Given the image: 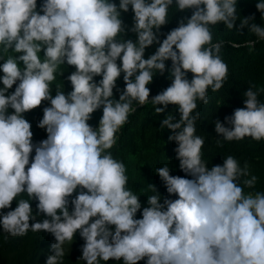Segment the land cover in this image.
I'll use <instances>...</instances> for the list:
<instances>
[{
    "label": "clouds",
    "instance_id": "9594fccd",
    "mask_svg": "<svg viewBox=\"0 0 264 264\" xmlns=\"http://www.w3.org/2000/svg\"><path fill=\"white\" fill-rule=\"evenodd\" d=\"M237 3L40 0L38 5V0H0L2 231L13 238L51 233L46 264H63L65 245L73 244L77 232L84 240L77 261L86 264H264V191H245L255 189L258 177L247 161L241 166L233 155L209 167L205 137L197 135L198 102L208 104L209 90L218 92L229 79L221 54L224 41L214 42L213 27L223 23L233 30L239 20L240 28L256 36L253 46L264 41V26L254 22L255 14L241 16ZM173 5L192 14L181 17L161 41ZM130 6L129 28L122 13ZM256 9L264 19V0H257ZM129 31L135 41L125 39ZM154 44L159 45L156 51L144 58ZM62 65L74 71L65 76ZM165 71L171 84L150 97L148 85ZM58 75L63 83L53 88ZM97 76L102 78L97 81ZM65 81L71 84L67 93ZM262 93L264 87L250 85L242 94L244 107L224 122L215 121L218 147L245 138L264 141ZM45 101L50 106L43 107L37 127L47 138L34 143L25 113ZM149 102L155 114L177 106L179 119L173 122L169 112L160 129L172 130L168 140L177 145L175 159L185 176L171 175L168 165L156 168L168 195L149 183L154 194L143 206L141 195L129 187L125 162L112 149L129 117ZM101 109L93 126L89 121ZM31 201H37L35 212Z\"/></svg>",
    "mask_w": 264,
    "mask_h": 264
},
{
    "label": "trees",
    "instance_id": "16d2710c",
    "mask_svg": "<svg viewBox=\"0 0 264 264\" xmlns=\"http://www.w3.org/2000/svg\"><path fill=\"white\" fill-rule=\"evenodd\" d=\"M118 4L119 0H115ZM40 0H38V5ZM257 0H238L237 7L241 16H250L255 14V23L264 26V19H261V13L256 9ZM192 14L191 10L185 12L176 11L175 5L169 9V23L162 26L160 32V40L166 38V34L173 28L178 26V20L181 17ZM134 13L131 6L127 13H122V19L130 28L133 24ZM251 23V22H250ZM240 21H236L233 30H228L223 23L213 27L214 42L223 40L224 46L221 50L222 58L229 67V79L224 87L218 92L209 90V102L203 104L198 102V111L201 113V119L197 121V135L205 137L204 159L211 167L213 164H223V157L233 155L239 160L241 166L247 161L250 165L252 174L258 177L255 189H245L249 191H264V141L256 142L250 138L243 141L223 142V147H218L216 140L220 136L215 132V121L218 119L224 122L225 116H230L234 109L244 107L245 97L242 95L244 91L252 84L258 88L264 87V41L256 42V36L248 31V27L240 28ZM136 40V34L128 32L125 39ZM238 45V46H233ZM159 45L154 44L147 48L145 57L148 58L153 54ZM43 59V53H40ZM119 62V61H118ZM167 67H171V60H167ZM61 68L67 76L74 68L62 65ZM2 75V73H0ZM102 77H95L98 81ZM192 74L188 73V79L191 80ZM63 83L62 77L57 76V80L53 84ZM171 84L168 78V72L163 75L157 73L153 82L148 85L151 89L150 97L155 96L163 89ZM3 85L0 84V87ZM120 89L124 88L123 73L117 81ZM15 85L9 91H14ZM71 91V84L65 81V92ZM115 98L119 99V92L114 89ZM53 96L55 90H53ZM260 99L264 101V93ZM50 106L48 101L43 102L42 106L30 112L25 113V118L32 124L33 142H39L47 138L44 129L37 127L38 121L43 116V107ZM135 106V105H134ZM163 107L162 105H158ZM177 106L169 105L164 113L155 114L154 106L149 102L145 106H138L137 111L129 117V123L126 124L119 133V141L115 148L112 149L113 155L117 159H122L129 174V187L138 195L143 206H146L147 196L154 193L148 189L149 183L155 184L162 196H167L159 176L154 172L156 168L168 165L171 169V175L185 176V173L179 168V161L175 159L174 148L177 146L174 141H169L168 137L172 134V130L164 128L160 129L161 121L169 112L175 116L173 122L179 119ZM9 111H12L9 109ZM102 116V109L93 114V119L89 121L93 126H97ZM225 126H230L225 124ZM162 152V153H160ZM162 154V155H160ZM26 198V197H25ZM175 199L176 197H171ZM37 201H31L33 211H36ZM16 207V201L12 203V208ZM9 209H5L7 212ZM43 215L37 217L42 220ZM137 218L140 217L138 212ZM31 222V221H30ZM54 242V236L51 233L29 232L23 237H10L2 231L0 227V264H46L47 257L51 255L50 245ZM84 240L76 234V239L72 245H65L66 255L63 264H86L85 261H77L81 256V245ZM104 264V262H101ZM107 264H122V261H108ZM139 264H144L140 261Z\"/></svg>",
    "mask_w": 264,
    "mask_h": 264
},
{
    "label": "rangeland",
    "instance_id": "374dc122",
    "mask_svg": "<svg viewBox=\"0 0 264 264\" xmlns=\"http://www.w3.org/2000/svg\"><path fill=\"white\" fill-rule=\"evenodd\" d=\"M0 63H2V61H0ZM33 155H34V153H33Z\"/></svg>",
    "mask_w": 264,
    "mask_h": 264
},
{
    "label": "bare ground",
    "instance_id": "6f19581e",
    "mask_svg": "<svg viewBox=\"0 0 264 264\" xmlns=\"http://www.w3.org/2000/svg\"><path fill=\"white\" fill-rule=\"evenodd\" d=\"M160 153H162V152H160ZM160 155H162V154H160Z\"/></svg>",
    "mask_w": 264,
    "mask_h": 264
}]
</instances>
